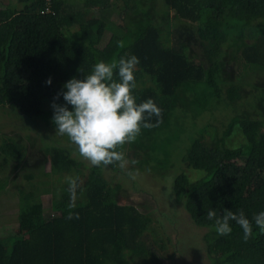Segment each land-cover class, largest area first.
<instances>
[{
  "label": "trees",
  "instance_id": "1",
  "mask_svg": "<svg viewBox=\"0 0 264 264\" xmlns=\"http://www.w3.org/2000/svg\"><path fill=\"white\" fill-rule=\"evenodd\" d=\"M160 1L164 11L158 10ZM47 5V0H0V108L32 120L35 128L42 122L56 127L52 104L65 105L62 95L55 98L67 91L66 82L83 80L101 60L135 55L137 102L153 99L163 118L124 146L129 162L141 169L142 163L150 168V152L156 150L149 147L179 114L213 110L212 102L233 112L248 104L221 134L213 128L207 138L201 129L192 139L183 161L206 175L193 181L181 173L173 190L190 222L207 229L209 264H264V233L254 221L253 236L245 242L235 221L231 234L220 236L206 216L209 210L220 217L225 209H242L252 220L264 211V0H51V12L41 13ZM113 10L123 12V33L109 36L107 14ZM240 63L244 72L236 76L230 66ZM235 131L244 138L237 148L226 142ZM24 140L0 129V194L19 199V234L0 237V264H161L139 238L151 218L121 204L123 187L111 186L104 172L130 175L118 165L91 166L85 175L69 148L40 147L53 173L79 177L83 188L71 209L79 219L66 218L67 181L59 194L53 192L46 214L41 196L52 191L50 185L40 189L39 178L50 173L42 166L37 176L27 167ZM142 154L146 159L140 160Z\"/></svg>",
  "mask_w": 264,
  "mask_h": 264
},
{
  "label": "rangeland",
  "instance_id": "2",
  "mask_svg": "<svg viewBox=\"0 0 264 264\" xmlns=\"http://www.w3.org/2000/svg\"><path fill=\"white\" fill-rule=\"evenodd\" d=\"M164 9L160 1L158 10L164 11ZM107 16V34L109 36L122 34L123 12L113 10ZM170 16L173 18L174 13L171 12ZM230 67H233L236 76L244 72L241 63L232 64ZM203 97L200 96V99ZM212 104L213 110L200 112L201 114L196 109L179 114V119L175 124H172L173 127L161 132V138L158 137L159 141L149 147L156 150V152H150L152 158L150 168L142 163V168L139 169L131 163L130 158L128 166L122 169L130 175L129 178L122 179L120 174H113L109 171L104 172V177L111 186L119 184L123 187L125 194L120 198L119 202L121 204L133 205L141 213L151 218L152 222L140 234L139 238L156 251L161 264H209V261L204 257L206 245L203 241L207 229L190 222L183 204L177 201L173 188L176 176L181 173H186L193 181L206 175L202 171L189 170L183 161L187 149L191 146L192 139L199 135L201 129H205L207 138H210V132L213 128L221 134L226 129L230 117L240 111V106L248 107V104L243 103L237 106V111L233 112V110L222 104H219L218 107H216L218 104L213 102ZM9 111L13 112L10 109L0 108V129L9 135H15L16 133L23 135L25 139L23 141L24 146L28 149L27 167L32 172L37 173V176L42 175L39 167L43 166V171L50 173L49 177L39 178V188L42 189L50 185L52 191V193L49 192L41 196L45 213L49 214L53 192L59 194L62 191V186L67 181L68 175L53 173L50 169V163L44 161L45 157L42 149L47 146L69 148L72 150L73 156L83 162L85 175L92 165L79 155L78 149L67 136L56 135V127L42 122L35 128L32 125V120L24 121L19 114L14 112L12 114ZM20 119L22 123H19ZM16 125L23 127V129L18 128ZM226 142L228 146L237 148L244 142V138L240 131H235L231 137L227 138ZM40 147L42 149H39ZM142 155L143 157L140 160L146 159L144 158L146 155ZM167 162H169V165L165 166L164 163ZM44 182H46V185H44ZM10 187H12L11 191L14 192L13 186ZM18 205L19 199L17 196L4 192L0 194V237L19 234L18 223L16 222Z\"/></svg>",
  "mask_w": 264,
  "mask_h": 264
},
{
  "label": "clouds",
  "instance_id": "3",
  "mask_svg": "<svg viewBox=\"0 0 264 264\" xmlns=\"http://www.w3.org/2000/svg\"><path fill=\"white\" fill-rule=\"evenodd\" d=\"M138 64L135 55L114 58L110 62L101 60L83 80L73 77L66 82L67 91L55 98L58 100L62 95L65 105L52 104L56 135L67 136L79 155L92 166L118 165L125 169L130 162L124 146L135 142L143 129L163 123L162 109L153 99L137 102L134 92ZM47 83L50 85L51 79ZM153 117L157 118L155 124L150 122ZM67 182L70 211L66 218L79 219V214L71 209L76 207L78 192H83L82 182L79 177H68ZM206 216L215 221V231L220 236L231 234V221L242 228L245 242L253 236V221L264 233V211L255 214L252 220L242 209L238 213L225 209L220 217L215 210H209Z\"/></svg>",
  "mask_w": 264,
  "mask_h": 264
},
{
  "label": "built area",
  "instance_id": "4",
  "mask_svg": "<svg viewBox=\"0 0 264 264\" xmlns=\"http://www.w3.org/2000/svg\"><path fill=\"white\" fill-rule=\"evenodd\" d=\"M47 3H48L47 8L41 10V13L43 14L47 12H51V9H50L51 0H47Z\"/></svg>",
  "mask_w": 264,
  "mask_h": 264
},
{
  "label": "flooded vegetation",
  "instance_id": "5",
  "mask_svg": "<svg viewBox=\"0 0 264 264\" xmlns=\"http://www.w3.org/2000/svg\"><path fill=\"white\" fill-rule=\"evenodd\" d=\"M144 215H145V214H144ZM146 245H147V244H146ZM147 246H149V245H147ZM149 247H150V246H149ZM152 250L155 251L153 248H152ZM155 252H156V251H155ZM158 258H159V255H158ZM159 259H160V258H159Z\"/></svg>",
  "mask_w": 264,
  "mask_h": 264
}]
</instances>
